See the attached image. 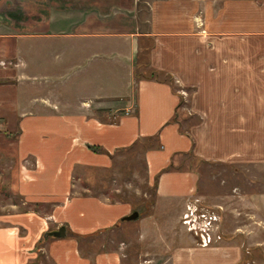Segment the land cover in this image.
<instances>
[{"label": "crops", "instance_id": "1", "mask_svg": "<svg viewBox=\"0 0 264 264\" xmlns=\"http://www.w3.org/2000/svg\"><path fill=\"white\" fill-rule=\"evenodd\" d=\"M37 16V27L0 18V128L16 129L5 136L16 155L26 129L37 133L19 154L35 153L34 165L25 158L14 174L22 204L0 216V264H264V189L238 168L264 161V0H58L48 24ZM152 69L173 84L136 77ZM68 125L86 129L79 152L93 165L62 180L51 166ZM138 142L155 186L145 210L84 183ZM86 144L108 149L109 163ZM75 182L69 210L40 207L62 192L67 205ZM188 199L219 209L215 244L182 225ZM60 225L64 236L44 235ZM158 248L160 262L144 258Z\"/></svg>", "mask_w": 264, "mask_h": 264}, {"label": "rangeland", "instance_id": "2", "mask_svg": "<svg viewBox=\"0 0 264 264\" xmlns=\"http://www.w3.org/2000/svg\"><path fill=\"white\" fill-rule=\"evenodd\" d=\"M56 5L58 6V0H0V18L10 20V23L5 24L7 27L9 26L8 28H12L18 24L21 27L23 25L21 23L23 22L28 25L36 22L34 25L37 27L38 13L43 14V11H45L46 22L48 24L50 17L49 14L54 11ZM43 19L44 16H41L40 20L43 21ZM55 60L56 58H53L52 63ZM130 114L131 116L139 117L140 109L138 106L135 110L131 108ZM58 122H60L59 118ZM139 126L140 124L137 123V128H139ZM60 131L68 133L70 138L68 142L63 143L62 148L58 151V161L51 167L53 172L58 167V178L64 180L69 172L73 175V173L76 172V168L79 167L77 168V170H79L82 164H93L88 163L90 162V159L87 155L79 152L83 138L86 137L85 134H87L86 129L84 127H72L68 125L63 126L61 129L58 128V132ZM159 131L160 128L158 127L156 129V133L159 134ZM16 134V129L7 130L0 128V216L12 209H16L19 207L17 204L22 202L21 196L18 193H15L12 188L16 178L14 174L16 166L19 164L18 162L27 158V160H31L34 165V156L36 158V155H34L35 153L32 152L23 153L21 157H19V154L25 146L29 145L31 148L36 146L34 142L37 140V136L35 135L37 133L33 132L32 129H26V142L24 145L18 147L17 155L14 153L15 145L7 142L5 138L6 136L7 138L13 139L17 136ZM256 140H260V142L262 141L260 145H258L259 149L256 148V150H258L256 151V154H259L260 152L264 153V146L262 148V144H264L263 128L260 130L256 129ZM85 142H87V140ZM140 145L141 143L138 142L137 146L135 145L136 147L119 150L114 157L113 165L110 170H96V175L94 174L93 176L87 178L84 183L91 186L93 193L105 195L114 191L121 198L131 201L134 206H139L143 209L146 208V206L144 207V203L153 199L155 186L154 180L150 179L148 176L142 147ZM86 147H89L93 151L97 152L95 154L101 156L102 158L105 157L104 162L106 164L109 163V158L111 160V152L109 153L108 149L105 147L94 144H86ZM262 160L263 159H255L253 163H246V161L243 163L242 161L239 162L238 168L241 170L239 181H241L245 175L248 176V178L250 177L254 179L253 188L264 189V161ZM49 167L50 165L47 162L46 168L48 169ZM217 167L219 169L225 168L224 165L215 164L214 168ZM245 169H248V171ZM69 188L70 192L67 199V205H65L63 201L65 192H62L61 194H58V203L55 201H45L40 203V207L42 209L48 207L50 210H55L57 209L56 207H58V213H63L69 210L74 205L77 194L81 195V188L76 182L72 183ZM12 202H15L16 205H13ZM82 205L87 208V204ZM131 221L136 220L133 219ZM151 250L153 252L149 251L144 258L149 257L151 254H153L152 256L155 258L156 255L154 253L157 252L156 250L160 251L161 249L158 248ZM43 260L42 264H52L45 256L43 257ZM155 260L156 258L153 260L154 263H158L161 261V258L157 259V262Z\"/></svg>", "mask_w": 264, "mask_h": 264}, {"label": "built area", "instance_id": "3", "mask_svg": "<svg viewBox=\"0 0 264 264\" xmlns=\"http://www.w3.org/2000/svg\"><path fill=\"white\" fill-rule=\"evenodd\" d=\"M185 93V91H182ZM221 214L217 207L197 199H188L181 215L182 225L197 238L200 245H213L221 239Z\"/></svg>", "mask_w": 264, "mask_h": 264}, {"label": "trees", "instance_id": "4", "mask_svg": "<svg viewBox=\"0 0 264 264\" xmlns=\"http://www.w3.org/2000/svg\"><path fill=\"white\" fill-rule=\"evenodd\" d=\"M142 76H145V77H148V78H154V79L161 80V81H167V82L172 83V84L174 82V78H173L171 73L165 72V71H160V70H157V69H152L149 73L136 72V77L140 78ZM151 201H153V199ZM43 239L44 238H42V240ZM40 253H42V252L39 249V254ZM27 264H37V259L34 260V261H31L30 263H27Z\"/></svg>", "mask_w": 264, "mask_h": 264}, {"label": "water", "instance_id": "5", "mask_svg": "<svg viewBox=\"0 0 264 264\" xmlns=\"http://www.w3.org/2000/svg\"><path fill=\"white\" fill-rule=\"evenodd\" d=\"M139 215L138 210L132 211L130 214L125 215L123 219H133L136 218ZM66 234V227L65 225H60L58 228L52 229L50 231H46L44 233L45 236H64Z\"/></svg>", "mask_w": 264, "mask_h": 264}]
</instances>
